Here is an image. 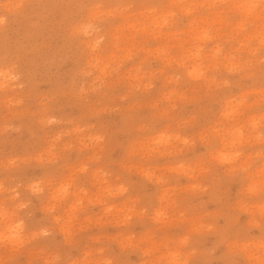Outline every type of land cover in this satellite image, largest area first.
Wrapping results in <instances>:
<instances>
[{"label": "rangeland", "instance_id": "374dc122", "mask_svg": "<svg viewBox=\"0 0 264 264\" xmlns=\"http://www.w3.org/2000/svg\"><path fill=\"white\" fill-rule=\"evenodd\" d=\"M259 4L0 0L2 211L32 203L43 215L31 182L64 218L38 255L54 259L63 243L133 264L260 256Z\"/></svg>", "mask_w": 264, "mask_h": 264}, {"label": "clouds", "instance_id": "9594fccd", "mask_svg": "<svg viewBox=\"0 0 264 264\" xmlns=\"http://www.w3.org/2000/svg\"><path fill=\"white\" fill-rule=\"evenodd\" d=\"M261 15L264 14L261 12ZM0 23H3V21ZM34 198L39 201L40 205L43 204L45 206V213L39 218H36L32 203L26 208L9 206L8 211H2V214H0V264H50L52 261H57L58 264H108V260H105L95 252L84 255L83 258L75 257L71 247L63 243L58 245L57 255L54 259H45L43 256L38 255L34 250L51 240L57 231L50 239L41 241L33 240L32 233L34 231L43 232L47 229L53 219V210L57 216H60V213L55 201L51 198V190L49 188H45L43 195ZM3 207V204H0V210ZM18 223L23 224L19 234L14 232ZM30 223H34L38 227H30ZM94 247L98 249L104 248L102 243L96 244ZM191 260L196 262L204 261L206 264H218L214 259H207L199 255H196V258ZM111 261L112 264H133L132 261L123 257L114 258ZM176 262L184 264L185 261L180 259ZM144 264H159V262L147 260ZM228 264H239V262L231 261ZM244 264H264V243L260 246V256L246 261Z\"/></svg>", "mask_w": 264, "mask_h": 264}, {"label": "snow or ice", "instance_id": "6c2138e0", "mask_svg": "<svg viewBox=\"0 0 264 264\" xmlns=\"http://www.w3.org/2000/svg\"><path fill=\"white\" fill-rule=\"evenodd\" d=\"M253 6L259 7L261 9L262 14H264V0H260L259 5H253ZM0 22H2V20H0ZM261 68H262V71H264V61H262ZM262 131H264V127H262ZM220 163L222 165H229V167H230V162H228V161L221 160ZM227 170L228 169L226 168L225 171H227ZM221 178H223V177H221ZM29 184L31 187V194H30L31 196L40 197L45 192V189L43 187H41L40 184L31 183V182H29ZM53 189H55V185H53ZM51 198L53 199V197H51ZM132 199L136 200V206L143 209V212H144L146 217L151 214L152 208L150 207V205H148L147 203L141 202L137 198V196H132ZM0 214H2V210H0ZM52 216H53L52 222L47 226V229L45 231H43V232L34 231L32 233L33 240L41 241V240L50 239L51 236L62 226V224L64 223V218L61 216H57L55 214L54 210H53ZM21 229H22L21 225L17 224L15 229H14V232L19 234ZM65 235L66 236L68 235L67 231L65 232ZM217 236H218L219 242H221V243L230 242L228 237L223 233H218ZM211 251L212 250H209V254L211 253ZM50 264H58V262L52 261V262H50ZM108 264H112V261L108 260ZM175 264H179V262H175ZM184 264H206V262H204V261L196 262L193 260H188V261H185Z\"/></svg>", "mask_w": 264, "mask_h": 264}]
</instances>
